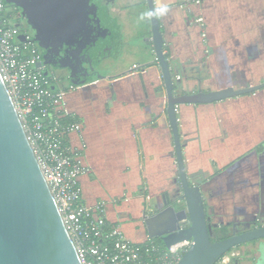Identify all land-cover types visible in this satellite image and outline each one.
I'll use <instances>...</instances> for the list:
<instances>
[{"label":"crops","instance_id":"obj_1","mask_svg":"<svg viewBox=\"0 0 264 264\" xmlns=\"http://www.w3.org/2000/svg\"><path fill=\"white\" fill-rule=\"evenodd\" d=\"M120 1L110 24L118 47L125 41L135 59L115 72L60 86L68 110L83 122L71 141L91 168L80 178L84 200H105L108 217L142 241L148 235L146 214L173 189L178 168L166 88L148 41L147 0ZM155 3L182 93L264 81V0ZM143 6L148 13L138 36ZM199 17L205 26L196 21ZM178 117L187 169L208 177L204 196L211 220L242 225L256 214L264 216V88L215 103L181 105ZM262 241L245 243L237 264H264L262 253L250 252Z\"/></svg>","mask_w":264,"mask_h":264},{"label":"water","instance_id":"obj_2","mask_svg":"<svg viewBox=\"0 0 264 264\" xmlns=\"http://www.w3.org/2000/svg\"><path fill=\"white\" fill-rule=\"evenodd\" d=\"M53 2L61 4L60 0H41L39 4H46L49 11ZM80 3L84 10L79 8ZM147 3L152 13L151 38L148 41L152 44L151 53L160 67L166 88L167 115L178 173L174 179L177 187L172 193L168 191L162 196L165 199L163 204L157 202L150 208L151 213L144 223L148 236L159 238L167 246L192 238L193 244L178 264H216L233 248L264 238V216L261 214L259 220V214H256L252 220L254 224L248 222L244 231L237 228L238 222H231L233 229L227 237L212 240L214 228L225 223H214L208 216L204 196V184L208 177L196 180L187 169L178 110L181 105L215 103L256 93L264 88V81L247 87L199 89L190 93L175 89V81L180 86L181 80L177 78L176 69L174 71L164 51L165 40L156 3L155 0H147ZM18 4L24 8L34 6L29 1H18ZM67 6L70 9L73 7L78 14L77 26L85 28L82 37L84 44H75L72 51L76 55L82 53V58L77 62L84 61L88 71L81 75L76 65L71 68V76L77 74L81 77L78 81L71 79V82H83L92 76L89 74L90 58L87 60L85 57L115 51L118 47L117 32L90 0H73ZM58 26L61 23H57ZM80 37L75 39L78 41ZM19 38L24 40L25 37L20 35ZM62 40L61 46L66 42ZM143 52L146 53L145 50ZM258 220L260 224L256 226ZM0 264H82L1 72Z\"/></svg>","mask_w":264,"mask_h":264},{"label":"built area","instance_id":"obj_3","mask_svg":"<svg viewBox=\"0 0 264 264\" xmlns=\"http://www.w3.org/2000/svg\"><path fill=\"white\" fill-rule=\"evenodd\" d=\"M196 21L205 26L202 17ZM41 63L36 44L15 26L0 0V72L82 264H178L192 238L171 246L148 235L136 241L108 217L105 200H84L80 178L91 168L71 141L83 122L68 110L61 78ZM221 259L228 264L229 258Z\"/></svg>","mask_w":264,"mask_h":264},{"label":"flooded vegetation","instance_id":"obj_4","mask_svg":"<svg viewBox=\"0 0 264 264\" xmlns=\"http://www.w3.org/2000/svg\"><path fill=\"white\" fill-rule=\"evenodd\" d=\"M2 1L4 3L5 11L12 18L15 26L20 28V30L22 31H26L29 34L31 40L36 44L42 57V63L45 64L48 69H52L55 72L56 69L62 70L64 72L63 75H58L61 78L62 82L69 83L71 82V79H74L76 81L81 79V77L77 74H74V77L71 76V74H73V69H71L72 66L76 65L77 71L80 72L81 75L87 73V65L85 66L83 64L84 61L77 62L79 58H82V53L76 55L72 51V47L75 44H84L82 37L84 36L83 30L85 29L77 26L75 22L78 20L77 17L79 16L76 12L73 11V7H71L70 9L67 6V4L73 0H60L61 4L59 2H53L51 4L52 8L49 11H47L46 4H39L41 0ZM18 1H29L34 6L24 8L18 4ZM64 2H66L67 4ZM115 2L116 0H90V3L98 6L100 14H102L104 19L109 22V24L110 19L115 15ZM79 8L84 10L82 3H80ZM79 12L80 10H78V13ZM57 23H61V26L57 27ZM79 37L80 39H78L77 41V39L75 38ZM62 38L66 41L63 46H61V42L63 41ZM91 57L86 56L85 58L88 60V58ZM92 70V68L89 70V74H91ZM193 173L194 174L192 176L196 180H202L205 178L203 177L205 176L203 173L195 171ZM163 200L165 199L162 198L159 202L163 204ZM257 216L260 220V215ZM259 220L257 221L258 223L255 224L256 226L260 224ZM248 222H251V224L253 225L255 221ZM248 222H244L242 225H238L237 228L241 229V231L246 230V224ZM230 229L233 228L231 227Z\"/></svg>","mask_w":264,"mask_h":264},{"label":"rangeland","instance_id":"obj_5","mask_svg":"<svg viewBox=\"0 0 264 264\" xmlns=\"http://www.w3.org/2000/svg\"><path fill=\"white\" fill-rule=\"evenodd\" d=\"M122 1H124V0H122ZM119 2H121V1L118 0V3ZM126 2H129V0H126ZM141 9H143V12L145 15L141 13V10H139V12L141 14L138 15V17H137L138 18L137 22L139 23L137 26L138 29L136 28V26H134L136 28L135 33L138 36H140L138 34L139 30H141L143 28L141 20H143L144 18L141 19V17L142 16L145 17L146 14L148 13V9L145 8L144 6ZM132 10H133V8H132ZM140 34H141V32H140ZM140 40H142V39L140 38ZM140 43H142V42H140ZM133 53H134V48L128 47L127 44L125 43V41H123L122 44L116 48L115 51H112L111 53H108V54L106 53V54L101 55V56L91 57L90 60L88 61V65L90 68L93 69L91 71L92 76H95V75L97 76V74L100 75V73L104 74V73H109V72H115V71L119 70V68H122L123 66H126L127 64H130L135 59L133 57L135 55L132 56ZM139 54H140V52H139ZM56 72L59 76L63 75V73H64L62 70H58V69H56ZM176 187H177V185L175 184L173 189L171 191L169 190V193H172ZM214 220L217 221V217H214L212 219V222ZM216 229H218V228H214V234H213L214 238H218L222 234L220 231H218ZM251 243H254V241H252ZM243 245L244 244H241V245L233 248L231 250V252H229L225 255L226 258H229V260H227V263H230V261L233 257H237L238 253H239L238 255H241L243 253V248H244ZM257 246L258 247L251 249L250 252L252 254H256V253L261 254L262 253V255H264V241L259 242L257 244ZM251 258L255 259V255H253ZM217 264H226V263H224L223 260L221 259L220 261H218Z\"/></svg>","mask_w":264,"mask_h":264},{"label":"trees","instance_id":"obj_6","mask_svg":"<svg viewBox=\"0 0 264 264\" xmlns=\"http://www.w3.org/2000/svg\"><path fill=\"white\" fill-rule=\"evenodd\" d=\"M159 16V15H158ZM160 17V16H159ZM166 49V47H164V50ZM166 56L169 58V54L166 53ZM175 89H178L179 90V86L177 85V82L175 81ZM233 226V223H225V224H221L220 226H218L216 230L220 231L222 234L220 237L218 238H214L212 237V240H219V239H222V238H225L227 237L229 234H230V231H231V227ZM154 241L157 242V243H160V244H163V242L159 239V238H154ZM231 252V251H230ZM225 257V256H224ZM222 257V258H224ZM228 264H237V259L236 257H233L230 261V263Z\"/></svg>","mask_w":264,"mask_h":264},{"label":"clouds","instance_id":"obj_7","mask_svg":"<svg viewBox=\"0 0 264 264\" xmlns=\"http://www.w3.org/2000/svg\"><path fill=\"white\" fill-rule=\"evenodd\" d=\"M162 12L165 11V10H161ZM147 15L151 16L152 13H148ZM144 17L142 16L141 19H143Z\"/></svg>","mask_w":264,"mask_h":264}]
</instances>
